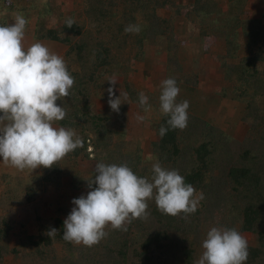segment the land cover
Wrapping results in <instances>:
<instances>
[{
    "label": "trees",
    "instance_id": "16d2710c",
    "mask_svg": "<svg viewBox=\"0 0 264 264\" xmlns=\"http://www.w3.org/2000/svg\"><path fill=\"white\" fill-rule=\"evenodd\" d=\"M9 1L0 0V25H8L14 12L26 19L25 36L32 42L65 48L59 56L74 85L57 101L66 116L54 126L74 130L83 146L53 167L33 171L0 157V264H195L212 227L248 234L245 264H264V0H250L256 2L252 8L249 0H79L76 11L64 10L61 0ZM68 18L75 22L71 28ZM128 24L141 31L125 33ZM212 38L225 45L224 54L214 55L213 72L221 80L209 84L217 103L202 114L190 105L187 127L172 129L160 111L161 83L174 78L180 90L201 88L206 73L198 60L210 55ZM187 53L198 69L180 60ZM133 62H143L144 72H151L150 64L160 67L155 76L161 81L152 91L131 82L144 77ZM111 78L118 80L117 97L120 89L128 94L119 113L108 103ZM140 92L148 97L147 112ZM224 115L238 116L245 127L241 136L233 133V123L217 125ZM161 126L168 128L163 137ZM100 162L126 163L149 179L159 162L178 170L204 198L187 216L162 214L150 199L147 217L126 223V231L109 225L92 247L68 242L64 220L75 207L72 201L90 191L88 180ZM21 206L25 216L16 218Z\"/></svg>",
    "mask_w": 264,
    "mask_h": 264
},
{
    "label": "clouds",
    "instance_id": "9594fccd",
    "mask_svg": "<svg viewBox=\"0 0 264 264\" xmlns=\"http://www.w3.org/2000/svg\"><path fill=\"white\" fill-rule=\"evenodd\" d=\"M74 25L71 18L65 21ZM27 21L22 15L14 24L0 25V157L18 170L51 168L69 152L83 146L74 130L56 127L55 122L66 116L57 101L68 97L74 85L64 59L41 42L25 47ZM138 24H128L125 33H139ZM116 78L109 79V106L119 113L123 104L115 95ZM180 89L174 78L161 83L160 111L170 117L172 129H184L188 122L189 101L177 102ZM139 104L150 110L148 97L139 93ZM143 119V117H138ZM168 128L161 126L159 134ZM151 179L140 177L126 164L97 163L95 176L88 180L86 196L72 201L75 207L64 220L63 239L87 247L99 243L107 233L105 228L126 231L131 220L146 218L147 201L154 199L158 210L165 215L186 216L197 210L203 194L176 169H166L159 162L152 165ZM55 228L47 234H56ZM202 255L195 264H245L248 242L235 228L212 227L202 241Z\"/></svg>",
    "mask_w": 264,
    "mask_h": 264
},
{
    "label": "rangeland",
    "instance_id": "374dc122",
    "mask_svg": "<svg viewBox=\"0 0 264 264\" xmlns=\"http://www.w3.org/2000/svg\"><path fill=\"white\" fill-rule=\"evenodd\" d=\"M53 1H55V0H53ZM58 1H60V0H58ZM188 1H191V0H188ZM221 1L224 2L226 0H221ZM10 2H13L16 5H24L25 4L23 0H10L9 3ZM60 3L63 6L62 8H65L64 10H66V11H76V10L79 9V6H80L79 0H61ZM33 14L36 15L37 13L34 12ZM34 15H33L31 21H33ZM15 16H16V14L14 12L10 13V16L7 18L8 24H14V17ZM27 30L29 31L30 29L28 28ZM30 38H31L30 36H25V39H24L25 47L30 46L32 43H35V42H32ZM41 43L44 44L45 46H47L52 52H54V53H56L58 55H60L61 52H63V50L65 49L63 46H59L58 44L52 43L50 41H44V42H41ZM207 45L209 46L208 49H210L209 50L210 55H206L207 53L205 55H203V56L201 55L203 57V59H201V61L198 60V62L204 67L203 70H205V73H206L205 77H204V81L202 82V84H200L201 88H199V89L192 88L194 90V92H198L199 94H209V91L212 90V88H211V86L209 84L212 81L217 82V81L221 80V75L218 74L217 72L216 73L213 72V70L215 68H217V65H218V61H217V59L215 58L214 55L215 54H224L225 53L224 52V49H225L224 46L225 45H224L223 41H219V42L215 43L213 38L210 39L207 42ZM198 53L200 54V52H198ZM191 54H193V52H191ZM181 56H182V52H181ZM184 59L187 60L188 62H190L192 65H194L195 69H198V65L193 62V59H194L193 56H191L190 54L187 53V55L185 57H181L180 60L183 61ZM148 61H150V60L147 59L144 63H147ZM144 63L143 62H141V63L133 62V65L135 66L137 71H140V73H144V77H141V79H136V78L132 79V77H131V79H132L131 82L134 83L137 86V88H143V87L145 88L146 87L147 91H152L153 87L158 85L160 83V81H161V80H158V78H156V76H155V70H157L160 73V67L155 66L153 64H150V66L152 67L151 68V72H147V71L144 72L143 69H142L143 66H144ZM152 72L154 73V75H153ZM208 74H211V75L207 76ZM151 76H153L152 80H150ZM217 84H218V82H217ZM212 97L215 98L214 96H212ZM204 101L205 102H204L203 106L200 105V109L206 110V108H211L212 107V106H209L212 103L211 97H209V96L206 97V99ZM215 102H217V101L215 100ZM237 118H238V116H236L235 119H231L230 115H227V116L224 115L223 117L220 118L219 123L218 124L215 123V124H217V125H221V124L227 125L228 123H233V127H234V128L232 127L233 133H235L236 136L237 135L241 136L243 134L244 130H245V127L243 125H241L240 123H237ZM146 135H148V134H146ZM146 135H144L145 139L143 138V140H142V143L144 145L143 146L144 150H145V148L147 146V142H145V140L147 139L148 136H146ZM144 142L146 144H144ZM51 199H52V197H47L46 201L51 200ZM46 210H47L46 211L47 215L50 216V215L53 214L52 210H50V209H46ZM15 216H16V218H24L25 214H24V212H22V206L21 207H17V209H15ZM244 237H245V239H250L248 234H244Z\"/></svg>",
    "mask_w": 264,
    "mask_h": 264
},
{
    "label": "crops",
    "instance_id": "0c3cea01",
    "mask_svg": "<svg viewBox=\"0 0 264 264\" xmlns=\"http://www.w3.org/2000/svg\"><path fill=\"white\" fill-rule=\"evenodd\" d=\"M258 2V1H257ZM248 3L249 4H247V6L249 7V8H252L254 5H256V2H250V0L248 1ZM248 8V9H249ZM38 42V41H37ZM64 51V50H63ZM62 53V52H61ZM185 89L183 90H180V93H179V96H178V102H182V101H184V100H187V101H189V105H191V107L189 108V109H191V108H193L194 109V112H196V111H199L200 110V113L202 114V113H204L205 111H209L211 108H206V110H202V109H200V105H202L203 106V104H204V100L206 99V97H211V101H212V103H211V105H209V106H214V103H217V102H215V98H213L212 96L213 95H209V94H199L198 92H194V90L192 89V88H190V87H184ZM193 97H194V99H193ZM195 100V101H193V102H190L191 100ZM193 104V105H192ZM222 106V103H220V105L218 106L219 107V109H217V113L219 114V112L218 111H220V107ZM216 113V114H217ZM206 114V113H205ZM205 116V115H204Z\"/></svg>",
    "mask_w": 264,
    "mask_h": 264
}]
</instances>
